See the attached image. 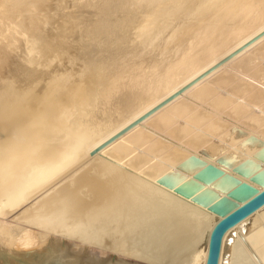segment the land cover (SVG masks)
Segmentation results:
<instances>
[{"label":"bare ground","instance_id":"1","mask_svg":"<svg viewBox=\"0 0 264 264\" xmlns=\"http://www.w3.org/2000/svg\"><path fill=\"white\" fill-rule=\"evenodd\" d=\"M179 17L165 40L182 49L174 50L173 65L161 74L155 64L149 73L108 78L127 49L129 57L142 44L146 53ZM85 96L90 105L103 102L93 124L84 120ZM77 164L82 172L70 173ZM145 182L168 195L144 190ZM263 189L264 0H0V216L30 204L22 217L11 212L23 220L19 236L1 217L0 264H155L116 252L94 262L86 244L107 226L119 238L127 226L174 217L190 242L202 233L185 264H205L213 227ZM188 207L209 221L202 232L186 228ZM94 226L96 235L87 237ZM234 230L264 264V205L225 233L217 264L232 253Z\"/></svg>","mask_w":264,"mask_h":264},{"label":"rangeland","instance_id":"2","mask_svg":"<svg viewBox=\"0 0 264 264\" xmlns=\"http://www.w3.org/2000/svg\"><path fill=\"white\" fill-rule=\"evenodd\" d=\"M180 19H181V17H179V21L178 20H176L175 22L174 21H172V23L167 27V29H165L164 31L165 32H163V33H165L164 35H163V33L161 34V37H159L158 36V39H159V42H158V39L156 40L155 39V43H153V46L151 47V48H148V49H146V50H148L147 52H146V50H144V51H141V52H146V53H140V48L141 47H144V45H138L137 47H135V49L133 50V49H131V50H133V52L132 53H130L129 54V57H127L128 56V53H129V50L127 49V51H126V54H123L121 57H123V58H121V57H119L118 58V60H117V62L116 63H114L113 65H111V66H109V68H108V78H114V77H117V76H120L121 74L123 75V76H127L126 78H130V77H132V76H134V75H138V74H145V73H149L150 72V70L152 69V67H153V65H155L156 64V66H155V69H156V73H158V74H161V73H163L164 72V70H166V68H167V66L168 65H173V55L175 54V53H177V51L178 52H181L182 51V49L179 47V49L177 48V47H174L173 46V44L174 43H172V45L171 44H168V46H166V43H165V40H166V42H167V37L171 34V31L177 26V24H178V22H180ZM184 23L185 24H187V23H189L190 21L192 22V20L188 17V19H184ZM188 21V22H187ZM187 22V23H186ZM190 22V23H191ZM167 30V31H166ZM131 37V36H130ZM161 41V42H160ZM165 44V45H164ZM130 45V44H129ZM158 47H157V46ZM175 45V44H174ZM132 46V47H131ZM131 46H129V47H131V48H133V45H131ZM165 46L166 47H168V49L167 48H165ZM169 46H170V48H169ZM128 47V48H129ZM138 47H139V49H138ZM176 48V49H175ZM136 49H137V51H136ZM150 49L152 50V52L150 51ZM166 49H167V51H168V57L167 56H165V54H167V52H166ZM165 50V51H164ZM174 50H177V51H175L174 52ZM164 51V52H163ZM19 52V51H18ZM138 53H140L141 54V56H140V54H138ZM159 53H162V54H160L159 55ZM165 53V54H164ZM170 53V54H169ZM19 54V53H18ZM136 54V55H135ZM146 54L148 55V56H146ZM132 55L134 56V57H132ZM139 55V56H138ZM150 55V56H149ZM158 55H159V57H158ZM171 55V57L169 58V56ZM127 57V58H125V57ZM164 56H165V59L166 58H168V60L166 59H163L164 58ZM163 57V58H162ZM135 58V59H134ZM174 58H175V55H174ZM120 59V60H119ZM131 59V60H130ZM134 59V60H133ZM172 59V60H171ZM121 60H123V62L121 61ZM126 60H129V61H126ZM159 60H160V62L161 61H163V62H165V63H160L159 62ZM165 60V61H164ZM120 62V63H119ZM157 62H159L160 64H158ZM150 63H151V65H150ZM158 65V66H157ZM161 65H162V67H161ZM127 66V67H126ZM135 66V67H134ZM125 69V70H124ZM160 69V70H159ZM130 70V71H129ZM116 73H117V75H116ZM126 73H128V74H126ZM111 74V75H110ZM109 76H111V77H109ZM109 79V80H110ZM69 80H71V79H68V82H70ZM106 82V80H102L101 81V83H100V81H98L97 83H98V87H97V89H99V90H101L103 87H104V85L106 84L105 83ZM104 84V85H103ZM65 85H67L68 86V83H66ZM85 99H82L81 101L84 103V111H86L84 114H85V116H86V118H85V116H84V120L85 121H87L88 123H90V124H93L95 121H99L100 120V118H101V112L103 111V102L102 101H98L97 103H94V104H92V105H90V103H89V99L88 98H86V96L84 97ZM64 100H66V98H64ZM85 100H87V102H84ZM80 101V103H82ZM83 105V104H82ZM87 105V106H86ZM97 106V107H96ZM90 111H94V113H92L91 115H89L88 116V114L90 113ZM98 111V112H97ZM83 113H82V115H84ZM85 159V158H84ZM84 159L82 160V161H84ZM144 159H146V160H148V158H145L144 157ZM86 160V159H85ZM82 161L80 162V163H78L79 164V166L81 167L82 165H81V163H82ZM86 162V161H85ZM78 164L77 165H74V166H72V168L69 170L70 171V173H71V170L73 169V171L74 172H76L75 173V175H78V174H80L79 172L81 171L78 167ZM82 164H84V163H82ZM75 166H77L76 167V169L78 168V172L77 171H75L76 169H75ZM68 171V172H69ZM67 172V173H68ZM82 172V171H81ZM90 176V175H89ZM62 178V177H61ZM58 180V179H57ZM61 180V179H60ZM59 180V181H60ZM147 182H145V183H143L144 184V190L146 189V190H150V188H152L153 187V190H155L156 189V191H153L154 193H156V192H160V189H161V187L159 186V185H157V183L156 182H153V183H150L152 186L151 187H149V183H147ZM137 185L139 184V183H136ZM143 184L142 183H140L139 184V187H141L142 188V186H143ZM145 184L147 185V186H145ZM156 184V185H155ZM141 185V186H140ZM159 186V187H158ZM146 187V188H145ZM148 187H149V189H148ZM155 188V189H154ZM43 191V189L40 191V193ZM152 192V191H151ZM166 193L165 191H163L162 189H161V192H160V194L161 193ZM40 193H36V194H40ZM164 193H163V195H164ZM157 194V193H156ZM159 194V193H158ZM157 194V195H158ZM167 194V193H166ZM168 195V194H167ZM170 195H171V193H170ZM173 196V195H172ZM34 197H37V195L36 196H34ZM33 197V198H34ZM220 198H222V197H220ZM32 200V199H31ZM37 200V199H36ZM31 203V202H30ZM184 203V204H183ZM186 203V204H185ZM26 204V203H25ZM25 204H22L20 207H16L15 209H18V211L20 210L21 212L23 211V210H26L27 208H29V206H30V204L29 203H27L28 204V206L26 205V206H24ZM31 204H33V202L31 203ZM184 205V206H182L184 209H187V208H185V206L186 205H188L187 204V201L186 202H184V201H182V202H180L179 203V205ZM180 205V206H181ZM25 208H24V207ZM15 209H13L12 211H15V212H13V213H15V215L16 216H20V217H22V215H21V212L19 211H17V210H15ZM188 209L189 210H187V212H190V211H192L193 213H190V215H189V218L188 219H191V221L192 222H189L187 225H186V228L187 229H190V228H194V225L197 227L196 229L199 231H203V230H201L200 228L202 227V228H206L207 227V222H209V221H206V218L204 219L203 217H199V215L197 214L198 212L195 210V209H191V208H189L188 207ZM11 211V212H12ZM17 211V212H16ZM101 211V210H100ZM98 211L97 212V209H96V213H98L99 215H103L102 214V212L103 211ZM10 212V214H12ZM94 212V216H99L98 214H96ZM19 215H18V214ZM23 213V212H22ZM9 213L7 214V215H10ZM0 216V219H2V218H4V219H2V220H4L5 222H7V225H8V227H10L12 230H13V232H12V234H13V236H19V234H20V229L21 228H23V225H21V223H23V220L22 219H20V220H22L21 222L19 221V220H17V219H15V221H16V224H18L19 223V225H14V223H15V221H14V218L16 217H14V214H12V217L11 216ZM111 216H110V218H109V214H108V223H110V224H112L113 223V220H112V222H111V217H114V215H115V213L113 214V213H111L110 214ZM144 216H147V217H149V214H148V212H145V215ZM192 216V217H191ZM2 217V218H1ZM9 219H8V218ZM20 217H16V218H20ZM8 220H7V219ZM160 218H162V217H160ZM196 218L198 219V220H196ZM201 218V219H200ZM205 220H203V219ZM11 219H13L12 220V224L11 223H9L10 222V220ZM193 219H194V223H193ZM196 220V221H195ZM18 221V222H17ZM146 221V220H145ZM144 222V220L142 219V223L141 224H144L143 223ZM204 222V223H203ZM193 223V224H192ZM201 223H203V224H201ZM191 226H190V225ZM201 224V225H200ZM113 225V224H112ZM152 225V226H151ZM130 227V228H129ZM92 228V229H91ZM149 228H151V229H149ZM109 229V230H108ZM34 231H36L35 229H33ZM89 230V231H88ZM96 230H98V228H97V226H94V227H90V228H87L86 229V231H84V234H86L87 235V237H89V238H93L95 235H96ZM106 230V231H105ZM113 230L114 231H117L118 229H115L114 227H110V228H108V226H107V228H105L102 232H101V234H100V236L96 239V241L97 242H92V243H90V244H86L87 245V247H88V249L91 251V253L93 254V256H92V258H93V261L94 262H100L102 259H105V258H107L108 256H113L114 255V253H115V255L114 256H124V257H128V258H130L129 260H134V261H137L138 262V259H139V261L141 260V262H143V263H146L148 260H152L153 261V263H155V264H170L171 262V264H185V261L187 260V262H189L188 260H190L189 258L191 257V246H192V244H193V248L198 244V242L200 241V237L202 236V233H199V234H197L198 236L196 237V240H195V242H190L189 240H190V235L188 234V232L185 230V226L184 225H179V223L177 222V218H172V221H171V219L169 220V219H164V218H162V219H159V220H157L155 223H150L149 221H146V223L144 224V225H142V226H140V228H137L136 230H134L133 231V229H132V227L131 226H127V229H124V230H126L125 231V234H126V236H120L119 238H115L114 236H112V234H113ZM196 230V231H197ZM31 231H32V229H31ZM34 231H32L33 233H36V232H34ZM237 230H234L233 231V237H234V239L233 238H230V237H232V235L229 237V239H228V241H230V244H232V246L231 245H229V247L231 246L232 248V250H230V251H232V253H234L235 251L234 250H237L236 252H235V255L234 256H229L230 255V253L228 254V256H229V258H228V256L226 257L227 258V260L225 261V263L224 264H259L258 263V260H257V258L255 257V254H254V251H252L251 249H249L247 246H246V244H245V239L244 238H241L240 236V239H238L239 237H238V234H237V232H236ZM104 232V233H103ZM88 233V234H87ZM130 233V234H129ZM234 234H236V236L234 235ZM91 235V236H90ZM145 237V238H144ZM165 237V238H164ZM235 237H237L236 238V241H235V246L233 245L234 243V241L233 240H235ZM108 238V240H110V241H107L106 239ZM110 238V239H109ZM105 239V240H104ZM232 241H231V240ZM242 239V240H241ZM159 240V241H158ZM78 242V244L80 243L78 240H75V239H73L72 240V242H74V244L73 245H75V246H77L78 244L77 243H75V242ZM107 241V242H106ZM243 243H242V242ZM161 242V243H160ZM232 242V243H231ZM109 243H111V244H109ZM107 244V245H106ZM136 244V245H135ZM191 244V245H190ZM194 244H196L195 246H194ZM244 244V245H243ZM104 245H106V246H104ZM109 245V246H108ZM190 245V246H189ZM107 246H108V248H107ZM90 247H92L93 248V250L90 248ZM184 247V248H183ZM245 247H247L249 250L247 251V248H245ZM82 248V247H81ZM94 248H95V251H94ZM96 249H98L99 251L101 250L102 252H99L98 253V250H96ZM183 249V250H182ZM93 251V252H92ZM234 251V252H233ZM110 252H114L113 254L111 253L110 254ZM118 252L119 253H121V254H119L118 255ZM183 252V253H182ZM251 252V253H250ZM253 252V253H252ZM110 255H109V254ZM180 253H181V255H180ZM231 253V254H232ZM236 253H238V254H236ZM103 254H105V255H103ZM253 256H252V255ZM97 255V256H96ZM103 255V256H102ZM178 255H180V256H178ZM238 255V256H237ZM156 256H157V258H156ZM96 257V260H94V258ZM98 257V258H97ZM102 257V258H101ZM135 257V259H132V258H134ZM184 257H186V258H184ZM231 257V258H230ZM137 258V259H136ZM160 258H161V260H160ZM163 258V259H162ZM184 258V259H183ZM171 259H174V260H171ZM143 260H146V262L145 261H143ZM158 260H160V261H158ZM184 260V261H183ZM169 261V262H168ZM160 262H162V263H160ZM187 264V263H186Z\"/></svg>","mask_w":264,"mask_h":264},{"label":"water","instance_id":"3","mask_svg":"<svg viewBox=\"0 0 264 264\" xmlns=\"http://www.w3.org/2000/svg\"><path fill=\"white\" fill-rule=\"evenodd\" d=\"M187 87L177 91L174 95L166 99L165 101L161 102L157 106H155L153 109L130 123L125 128L118 131L116 134H114L112 137L107 139L104 143H102L99 147H97L95 150H93L89 156L93 157L97 153H99L101 150L105 149L115 141H117L120 137L125 135L128 131H130L132 128L155 114L158 110H160L162 107H164L166 104H168L171 100H173L175 97L181 95ZM229 203V202H228ZM264 205V189L261 192L256 193L255 195L248 198L241 206L236 207L232 211H230L228 214H226L212 229L209 240H208V249H207V257L205 264H217L218 257H219V251H220V245L221 240L225 233L230 230L232 227H234L237 223H239L241 220L258 210L260 207Z\"/></svg>","mask_w":264,"mask_h":264}]
</instances>
